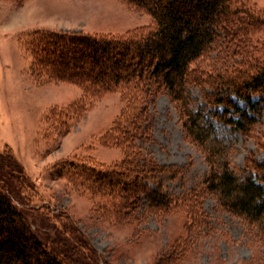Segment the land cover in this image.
Returning a JSON list of instances; mask_svg holds the SVG:
<instances>
[{
  "label": "trees",
  "instance_id": "trees-1",
  "mask_svg": "<svg viewBox=\"0 0 264 264\" xmlns=\"http://www.w3.org/2000/svg\"><path fill=\"white\" fill-rule=\"evenodd\" d=\"M14 1L20 5L24 0ZM125 1L148 12L152 28L121 35L49 28L28 33L25 47L36 80L65 81L82 91L78 99L46 111L50 133L69 132L93 101L108 92L118 93L123 101L112 126L99 137L101 144L121 149L120 160L103 165L73 155L50 168L72 187L101 198L127 222H137L148 213L167 215L181 206L187 207L184 211L192 219L202 212L185 201L197 200L199 192L191 189L181 195L164 189V175L174 178L180 169L157 163L143 147L153 141L148 106L157 93L166 92L179 106L185 132L203 144L214 130L208 116L231 130L249 131L264 108V11L249 0ZM216 47L223 48L216 52L221 68L206 63ZM236 55L239 58L229 64ZM191 83L208 87L205 102L194 108L187 93ZM262 156L247 162L243 174L226 162H213L203 189L224 210L258 223L264 234V149ZM38 197L11 148L4 147L0 150V264H99L97 251L75 228L74 219ZM195 200L191 202L198 204ZM61 215L75 226L71 238L55 236L54 225L41 227V217L59 220ZM174 254L168 257L169 264L181 256Z\"/></svg>",
  "mask_w": 264,
  "mask_h": 264
},
{
  "label": "rangeland",
  "instance_id": "rangeland-1",
  "mask_svg": "<svg viewBox=\"0 0 264 264\" xmlns=\"http://www.w3.org/2000/svg\"><path fill=\"white\" fill-rule=\"evenodd\" d=\"M249 2L264 11V0ZM152 25L148 12L124 0H24L20 5L14 0H0V150L10 147L34 183L38 199L55 211H66L76 226L69 225L61 215L59 220L41 217V227L54 225L55 236L67 238L73 235L74 227L78 228L97 251L99 264H169V258L178 252L179 260L170 264H264V234L259 224L224 210L217 198L203 189L213 162H226L240 173L247 162L263 157L264 108L245 133L208 116L214 130L203 144L185 132L179 106L166 92L157 93L148 106L153 141L143 147L157 163L180 169L174 178L164 175V189L181 195L191 189L199 192L197 200L191 199L198 204L185 201L202 212L192 219L184 211L187 207L181 206V210L167 215L148 213L137 222H127L101 198L72 187L50 168L61 158L73 155L103 165L120 160L121 149L101 144L99 137L110 129L123 101L118 93L108 92L93 101L69 132L61 136L50 133L45 125L46 111L78 99L82 91L65 81L36 80L25 47L28 33L49 28L121 35ZM221 48L210 51L206 63L221 68L222 63L216 60ZM260 53L255 52V56ZM207 90L206 86L189 84V106L204 103ZM44 228L43 232L48 231Z\"/></svg>",
  "mask_w": 264,
  "mask_h": 264
}]
</instances>
